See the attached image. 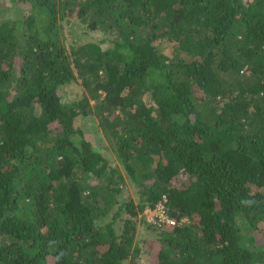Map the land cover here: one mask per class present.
<instances>
[{"label": "trees", "instance_id": "obj_1", "mask_svg": "<svg viewBox=\"0 0 264 264\" xmlns=\"http://www.w3.org/2000/svg\"><path fill=\"white\" fill-rule=\"evenodd\" d=\"M0 264H264V0H0Z\"/></svg>", "mask_w": 264, "mask_h": 264}, {"label": "built area", "instance_id": "obj_2", "mask_svg": "<svg viewBox=\"0 0 264 264\" xmlns=\"http://www.w3.org/2000/svg\"><path fill=\"white\" fill-rule=\"evenodd\" d=\"M148 210H154L156 213H157V216L155 217L154 216V218H159V219H162V218H166V215H165V213H164V208L162 207V205H157L156 207H154V208H147ZM169 221H171V222H174L172 219L171 220H169Z\"/></svg>", "mask_w": 264, "mask_h": 264}, {"label": "rangeland", "instance_id": "obj_3", "mask_svg": "<svg viewBox=\"0 0 264 264\" xmlns=\"http://www.w3.org/2000/svg\"><path fill=\"white\" fill-rule=\"evenodd\" d=\"M144 213H146V217L149 220H151V221H153L155 219L154 216L155 217L157 216V213L154 210H148V209H146Z\"/></svg>", "mask_w": 264, "mask_h": 264}]
</instances>
